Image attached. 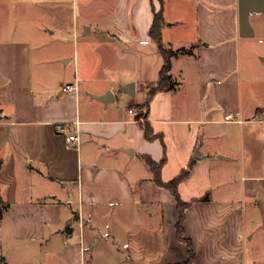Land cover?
<instances>
[{
    "label": "crops",
    "instance_id": "crops-1",
    "mask_svg": "<svg viewBox=\"0 0 264 264\" xmlns=\"http://www.w3.org/2000/svg\"><path fill=\"white\" fill-rule=\"evenodd\" d=\"M37 1L80 3L85 32L49 60L0 0V261L188 264L178 198L194 264H264V75L243 70V50L264 40V0H165V45L192 52L172 59L176 86L155 93L147 119L164 65L150 36L160 1L90 12L93 0H17L19 14ZM146 157L163 162L164 184L191 168L177 196Z\"/></svg>",
    "mask_w": 264,
    "mask_h": 264
},
{
    "label": "rangeland",
    "instance_id": "rangeland-1",
    "mask_svg": "<svg viewBox=\"0 0 264 264\" xmlns=\"http://www.w3.org/2000/svg\"><path fill=\"white\" fill-rule=\"evenodd\" d=\"M11 1L13 2L10 4L12 9V16L10 19L12 28L18 30V38L32 39L35 41L34 43L38 45L39 48V50H35L36 54L38 51L40 54L45 53L49 60L57 55L74 54L75 47L78 43L74 37V27H79L80 31L85 32L84 23L86 20L80 3L63 4L62 8L59 10V8H55V6L52 7L53 9H38L36 6L39 4V1L33 2L31 3L33 4L31 5L32 8H28L27 14L29 16L25 17L19 14L20 11L16 7L17 0ZM42 2L45 1H41V3ZM101 2L100 0H93L89 11L96 12L101 4L104 6V10L108 11L113 5L112 0H102ZM1 11H4V9H1ZM79 38V52L81 61L84 62L86 43L83 42L87 41H81L82 36H79ZM91 40H93V37H90L88 42H92ZM38 42H40V44ZM97 55H100V53H97ZM49 60L48 62L51 63ZM98 60L99 57L97 61ZM94 61L96 60L94 59ZM98 62L100 64L101 61ZM247 67L251 69L253 75H264V40L256 43L255 46L248 48V50H243L244 73H246L245 70Z\"/></svg>",
    "mask_w": 264,
    "mask_h": 264
},
{
    "label": "trees",
    "instance_id": "trees-1",
    "mask_svg": "<svg viewBox=\"0 0 264 264\" xmlns=\"http://www.w3.org/2000/svg\"><path fill=\"white\" fill-rule=\"evenodd\" d=\"M159 1L161 3L162 8L159 12L155 14L154 22L150 29V36L153 38V40L156 42V44L159 47V50L164 58V65L160 73V78L157 82V88L149 92L146 103L144 105V108L146 109V114H145L146 119H147L151 99L155 95V93L162 90H173L176 86V83L173 81V78L171 76L172 59L178 55L190 54L192 52V50H187V49L173 50L165 45L162 36V31L165 26V19L163 14V6L165 0H159ZM144 128L147 139H152L153 135L150 126L146 124ZM144 159L153 170L155 181L160 185H163L168 189H170L171 191H173V193H175V195L177 196V186L181 181H183L189 175L191 168L189 167L178 178H176L174 181L170 182L169 184H164L161 181V177H160L163 162L156 163L149 157H146ZM207 199L208 197L204 198L203 200H207ZM177 200L180 211V221L177 225L178 236L181 240L186 241L189 245L190 259L188 261V264H194L195 250L193 248L192 243L184 238L183 221L185 218V208L187 207L188 204L181 202L178 198ZM0 264H5V263L0 261Z\"/></svg>",
    "mask_w": 264,
    "mask_h": 264
},
{
    "label": "built area",
    "instance_id": "built-area-1",
    "mask_svg": "<svg viewBox=\"0 0 264 264\" xmlns=\"http://www.w3.org/2000/svg\"><path fill=\"white\" fill-rule=\"evenodd\" d=\"M71 90H73V86L72 85H67L64 88V91H66V92H69ZM129 112L131 114L137 113L136 110H134L133 108L130 109ZM231 118H232V116L229 115L227 117V120H232ZM65 129H66V125H61V131L63 133H65V131H66ZM65 140H66L67 148H79V144H80L81 138L76 132L75 133L65 134Z\"/></svg>",
    "mask_w": 264,
    "mask_h": 264
},
{
    "label": "water",
    "instance_id": "water-1",
    "mask_svg": "<svg viewBox=\"0 0 264 264\" xmlns=\"http://www.w3.org/2000/svg\"><path fill=\"white\" fill-rule=\"evenodd\" d=\"M110 96H111V93H108L107 96H105V97H99L98 99L99 100H102L104 102H108L109 99H110Z\"/></svg>",
    "mask_w": 264,
    "mask_h": 264
}]
</instances>
